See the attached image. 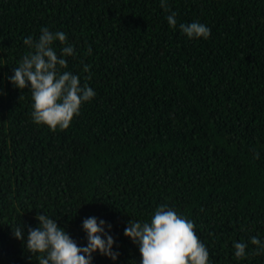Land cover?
<instances>
[{"label": "trees", "instance_id": "trees-1", "mask_svg": "<svg viewBox=\"0 0 264 264\" xmlns=\"http://www.w3.org/2000/svg\"><path fill=\"white\" fill-rule=\"evenodd\" d=\"M167 4L0 0V264H39L44 254L24 246L37 213L81 247L84 219L104 220L119 255L97 251L92 264H140L124 229L165 204L194 222L209 264H264L250 243H264V0ZM193 21L211 29L208 39L180 31ZM43 27L74 46L59 72L96 92L66 130L37 125L30 85L9 80L31 50L25 37ZM242 241L247 256L237 259Z\"/></svg>", "mask_w": 264, "mask_h": 264}, {"label": "clouds", "instance_id": "clouds-1", "mask_svg": "<svg viewBox=\"0 0 264 264\" xmlns=\"http://www.w3.org/2000/svg\"><path fill=\"white\" fill-rule=\"evenodd\" d=\"M160 3L167 12V0H160ZM176 16L175 12L167 16L173 29L177 27ZM179 29L190 39H208L211 35V29L199 21L180 23ZM56 41L62 45L59 55L53 46ZM23 43L31 50L19 61L9 80L21 90L30 85L31 118L37 125H47L52 131L68 129L82 104L96 96L92 87L81 86L78 75L58 70V66L68 67L66 57L75 55L74 46L67 42L66 33L52 32L47 27L41 29L38 39L28 36ZM87 54H92L90 46ZM89 70L90 65H85L84 71ZM4 94L0 89V95ZM36 219L39 225L29 227L24 246L33 254H44L38 257L39 264H92L93 253L97 251L112 260L119 255L113 251L115 241L105 231L104 220L98 222L94 216L84 219L82 227L87 234V245L81 247L57 224L56 219L40 213ZM24 227H12L15 238L21 241L25 239ZM124 235L139 246L140 264H209V250L196 234L194 222L166 204L158 206L148 222L130 220ZM250 243L257 246L256 254L264 251V243L257 236H252ZM233 247L237 259L247 256L248 243L234 242Z\"/></svg>", "mask_w": 264, "mask_h": 264}]
</instances>
